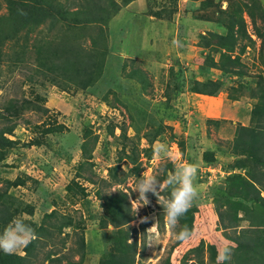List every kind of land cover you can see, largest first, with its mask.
I'll use <instances>...</instances> for the list:
<instances>
[{"label":"rangeland","instance_id":"1","mask_svg":"<svg viewBox=\"0 0 264 264\" xmlns=\"http://www.w3.org/2000/svg\"><path fill=\"white\" fill-rule=\"evenodd\" d=\"M261 1L264 6V0ZM244 2L249 0H134L110 20L115 22L108 38L111 53H119V56L123 57L120 59L124 61L120 69L121 79L99 84L100 79L88 87L96 91L92 93H85L75 83L67 84L68 76L58 77V81L47 80L44 74L48 75V70L37 68L39 59L36 54L16 53L22 45L21 41L18 43L14 39L5 41L2 48L5 54L3 53L0 61V114L5 113L7 117L5 106L15 102L24 105L32 101L31 103L40 110L36 109L37 107L28 110L12 122L16 127L8 137L17 141V144L7 159L0 163V193L5 195V198H8L6 193L10 194L12 198L10 202H6L4 197L0 198V216L6 210L14 211L18 205H31L35 210L33 216L24 213L16 219L33 221L36 225L33 224L31 228L35 232L37 226L42 223L44 214L50 213L54 207L58 208L60 213L71 215L76 221L83 215L86 217L87 227L85 230L87 255L84 264H95L93 261L98 259L97 253L103 251L101 232L97 229L103 208L96 192L102 190L103 193H112L117 189H124L130 192L133 210L137 215L131 226L141 229V233H138L139 245L142 238L148 245L146 251L148 259L143 257L137 264H162L168 257L171 246L176 242L177 235L174 228L165 221L164 210L168 196L160 194L157 198L153 195L152 189H157L160 193L167 184L153 183L145 193L149 203L143 206H138L141 202L134 201L138 197V192H134L133 189L142 173L146 176L154 175L158 181L169 165H172L175 172L182 165L191 163L198 166L194 180L198 197L192 204L197 206L195 222L204 229V235L207 236L210 229L213 230V225L205 222L201 214L209 212L211 217L216 214L214 205L209 203L212 197H208L207 192L210 187L226 185L223 179L227 176L221 177L217 171L220 162L224 170L231 162V157L225 155L228 150L226 141L233 138L240 125H249L255 100L247 96L233 100L227 91L220 92L215 99L210 98L190 92L188 82L177 93L172 94V89L178 79L182 78L181 74L177 76L180 71H183L186 77H190L195 73L200 74L202 65L216 66L210 57L218 60L220 54L213 53L211 47L203 48L200 44L205 41L201 40L202 36H210L207 40H211L213 38L211 32H225V29L215 22L220 20L222 15L219 5L224 9L230 6L236 9L237 4L243 5ZM206 5L209 7H205ZM7 9L4 0H0V15H5ZM222 17L225 20L226 17L223 15ZM244 17L255 44L251 45L244 40L243 43H248L249 46L242 54L243 65L237 66L247 71L246 80L257 79L259 74L264 75V36L261 38L257 36L247 13ZM42 26L47 28L45 24ZM257 26L264 35V22L259 18ZM104 28H108L107 25H104ZM54 32H57L56 29ZM37 38V34L32 33V41L35 42ZM56 52L58 51L55 49L54 53ZM136 53H141V58L135 57ZM112 59L110 58V61ZM52 60L55 65L56 61L59 63V58L55 56ZM89 60L98 61V58ZM73 65V62L67 63L69 68ZM69 68L64 70L71 72ZM77 69L78 66L75 67V70ZM139 72H143L147 80L146 90L141 85L143 79ZM213 73L214 79L221 77L219 70L215 69ZM199 78L201 79V76ZM254 81L250 80L252 85H255ZM64 85L70 88L66 89ZM167 93L173 97L171 105ZM38 96L44 101L38 100ZM213 107L217 109L210 113ZM130 112L149 118L165 119L164 135L160 136L152 147L155 149L162 144L167 148L160 146L158 153L154 151L151 158H146L144 154L149 143L144 131L140 133L134 131L133 125L130 124ZM46 119H57L58 123L65 126L64 130L58 134L48 135L47 142L43 145L28 146L30 140L35 137L41 138L42 134L33 132L32 125ZM2 121L0 118V122ZM114 126L115 132L111 133L110 127ZM120 127H126L123 134ZM84 141L86 152L81 149ZM124 144L125 152H122ZM136 144L141 161L139 170L134 169L137 165H132L128 157L119 159L126 156V153L131 154V148ZM199 146L201 150L214 151L218 164H205L202 159L203 153L197 150ZM84 153L90 155L88 162L92 165L91 170L87 169L84 175L92 177L93 182L77 177V166L85 160ZM117 163L121 164V170L127 171L128 179L122 185L109 186L108 170ZM73 179L87 187L88 199L77 200L68 190L67 186L73 183ZM16 180H25L26 183L9 186L8 182ZM160 213H164L162 226L158 225ZM142 223H148L147 238L144 237L146 233L141 236L144 232L143 226L146 225ZM62 242L65 243L64 246ZM75 246V230L68 228L61 235L57 237L54 235L48 240L44 255L45 251L54 249L57 250L56 257H70ZM186 251L187 248L180 245L173 253L181 252L184 255ZM12 253L24 255V247H18ZM74 258L78 260L79 256L74 255ZM202 259L207 263V251L204 252ZM190 261L197 264L199 260L196 255H192L187 264ZM45 262L44 264L50 263ZM65 263L64 260L63 264Z\"/></svg>","mask_w":264,"mask_h":264},{"label":"trees","instance_id":"2","mask_svg":"<svg viewBox=\"0 0 264 264\" xmlns=\"http://www.w3.org/2000/svg\"><path fill=\"white\" fill-rule=\"evenodd\" d=\"M4 0L7 5L5 15H0V61L3 56V45L5 41L16 40L21 41V47L16 53H31L37 55L39 59L37 68H45L48 70V75L44 74L47 80L52 79L58 81V77L68 76L66 83H75L82 90L91 91L88 87L97 83L103 76V68L105 58L108 53L107 33L104 25L108 26L109 21L117 15L122 8L129 5L134 0ZM261 0H249L243 5L237 4L236 9L228 7L226 9L219 5L221 14L225 16V20L221 15L220 20L215 21L217 25L223 27L225 32H211L212 39L202 36L200 43L203 48H213V53H219L218 60L210 57V60L216 66L202 65L200 74H192L186 77L183 71H180L181 79H178L176 86L172 89L177 93L188 82V90L193 93L203 94L208 96H217L220 92L227 91L233 100H240L241 97L247 96L255 100L252 109L251 123L248 126L240 125L234 138L227 142L233 143V152L241 156L235 162V167L242 171L229 174L224 180V186L210 187L207 196L212 197L209 203L214 205L215 212L218 216L216 229L222 232V235L232 243L231 259L225 261L224 264H264V177L259 165H263L264 155H259L257 151L264 150V75L259 74L257 79H247V71L244 68H238L243 65L242 54L246 52L248 43L255 44V39L249 34L247 21L244 14L247 13L251 19L253 27L256 29L258 37H263L257 26L258 18L264 22V6ZM213 4V2H212ZM220 4V3H219ZM76 7V9H74ZM205 7H209L206 5ZM158 13H156L157 15ZM43 24L47 25L42 26ZM56 29L57 32H54ZM45 31H49L45 33ZM32 33H36L38 38L32 41ZM244 40H247L248 43ZM246 41V42H247ZM7 43V42H6ZM55 49L58 51L56 53ZM5 54V53H4ZM52 55V56H51ZM61 58L59 63L55 65L52 57ZM98 58V61L89 60ZM100 58V59H99ZM20 59V58H19ZM42 59V60H41ZM65 59V60H64ZM82 59L83 61H80ZM87 61V62H86ZM215 61L217 63H215ZM18 62V60H16ZM68 62H73L72 68L67 67ZM86 62V63H85ZM85 63V64H84ZM81 67V65H83ZM14 65V64H13ZM238 65V66H237ZM78 69L75 70V67ZM96 67V68H95ZM56 68V70H54ZM69 68L71 72L65 71ZM217 69L221 73V77L214 79L213 72ZM141 75V85L143 89L148 88L147 80L143 72ZM74 76V77H72ZM201 76V79L199 78ZM71 78V80H70ZM229 80H231L229 82ZM249 80V81H248ZM250 80H255V85H252ZM74 81V82H73ZM230 84H229V83ZM64 88L69 89L67 85ZM170 97L171 94L167 93ZM38 100L44 101L42 97H37ZM173 97H170V105ZM32 102V101H31ZM29 104L19 105L15 102L11 105H6L5 113L0 114L3 119L0 122V163L5 161L17 144V141L10 139L8 134L14 132L16 124L12 122L20 118L28 110H32L38 106ZM169 103L167 99L166 104ZM40 110V109H39ZM47 109L45 113H47ZM137 112V111H135ZM135 112L129 113L130 124L133 125L134 131L140 133L144 131V135L149 143L148 149L145 150L144 156L151 158L154 154L153 143L160 136L164 135L165 119H154L140 116ZM6 120V121H5ZM33 132L42 133L41 138L35 137L29 141L28 146L43 145L47 142V137L50 134H58L62 132L65 126L58 123L57 119H49L38 124H33ZM121 132H125L126 127H120ZM111 133L115 132V126L110 127ZM36 136V135H35ZM175 138V137H174ZM85 142L81 144V149L86 152ZM182 144V143H180ZM123 145L122 152L124 151ZM138 145H133L131 154L126 153V156H121L119 159L128 157L130 163L137 165L135 170H139ZM199 153H203V161L205 164L216 165L218 160L215 158V152L211 150H201L198 147ZM84 161L77 166V177L84 178L88 182H93L92 177L84 175L87 169L91 170L92 165L89 163L90 155L83 154ZM127 159V158H126ZM89 161V162H88ZM88 164V166H86ZM261 170V171H260ZM169 171L173 172L172 165H169L159 177L158 181H165ZM127 171L121 170V164L117 163L111 166L108 170L110 179L107 185L114 184L122 185L128 179ZM262 175L260 176V174ZM73 183L68 185V190L78 200L88 199L89 193L87 187L83 183H79L73 179ZM25 180H16L8 182L9 186H19L25 184ZM161 184V183H158ZM172 186L167 185L160 194H166L170 197ZM152 194V193H151ZM97 197L101 200L103 213L99 220L98 230L101 232V241L103 251L97 253L98 259L95 264H137L141 258L148 259L146 253L148 245L142 238L139 245L138 233L141 229L131 226V222L137 219V215L133 210L131 203V194L124 189H117L112 193H103L102 190L96 192ZM10 202L11 195L0 193V198ZM209 199V198H208ZM193 204V203H192ZM18 205L14 211L6 210L0 216V235L3 234L16 217H21L24 213L33 216L34 208L31 205ZM77 210V209H76ZM197 206L192 205L187 213L181 217L174 232L187 227L191 236L195 228V212ZM243 211V217H239V212ZM79 221H76L71 215L60 213L58 208L46 212L42 218V223L35 230V239H33L27 247H24L23 254H7L0 251V264H44L48 261L49 264H84L87 255L86 243V224L83 215ZM24 224L32 226L33 221L20 219ZM158 225L162 226L164 222V213L159 214ZM247 220L248 227H240L241 222ZM33 222V223H31ZM144 231L141 236L147 238V224L142 223ZM36 225V224H35ZM111 226V228H110ZM75 230L76 246L72 248L73 255L70 257H56L57 250L51 249L45 251L48 240L56 235H61L66 229ZM57 233V234H56ZM137 233V235H136ZM135 234V236H134ZM133 240L131 241V239ZM187 240H176L174 245L169 250V255L162 264H172L171 256L174 250H178L180 245H183ZM64 242L62 245L64 246ZM62 246V247H63ZM61 247V248H62ZM219 245L202 238L194 247L187 249L181 259V264H187L190 256L196 255L198 260L203 262L204 252H208V261L206 264H218L217 254ZM58 252H60L58 250ZM43 254V255H42ZM74 255L79 256L78 260H74ZM197 264H200V262ZM92 264V263H91Z\"/></svg>","mask_w":264,"mask_h":264},{"label":"clouds","instance_id":"3","mask_svg":"<svg viewBox=\"0 0 264 264\" xmlns=\"http://www.w3.org/2000/svg\"><path fill=\"white\" fill-rule=\"evenodd\" d=\"M160 146L167 148L165 145L161 144L154 149L156 153L159 152ZM240 157L241 156H239V159ZM197 167V165L191 163L182 165L177 168L175 172L168 174L165 181H157L154 175L146 176L142 173L133 189L134 192H138V197L134 201L141 202L138 206L147 205L149 200L145 193L153 183H166L172 186L170 197L166 200L164 212L166 223L174 228L178 224L179 219L187 213L193 201L198 197V190L194 184L197 175ZM258 167L264 172V164ZM261 175L262 174H260V176ZM152 192L154 196L159 198V191L157 189H152ZM35 238L34 230L30 225L24 224L19 219H14L12 224L6 227L3 234L0 235V251L11 254L18 247H27ZM190 238L191 232L187 227L182 228L179 233H177V239L180 241ZM231 252L232 250L228 246L218 250V264H224L225 261H229L231 259ZM189 264H192V262L190 261Z\"/></svg>","mask_w":264,"mask_h":264},{"label":"crops","instance_id":"4","mask_svg":"<svg viewBox=\"0 0 264 264\" xmlns=\"http://www.w3.org/2000/svg\"><path fill=\"white\" fill-rule=\"evenodd\" d=\"M114 24H115V22L112 20L108 24V26H107L108 28H105L106 29V33H107V43H108V38H109L110 34L112 33V27L114 26ZM116 28L118 29V27H116ZM151 44H153V41H151ZM108 49H109L108 50V55H106L105 64H104V68H103V76H102V78L100 80L101 82L99 81V84H101V83H103L105 81L107 83H111V81H114V80H117L118 78H120V76H119L120 73H121L120 69L122 68L121 64L124 63V61H122L120 59V58H123V57L119 56V53H111L112 48L110 47V44L109 43H108ZM136 54L137 55L135 57L141 58V56H140V55H142L141 53H136ZM110 58H113V59L110 61ZM59 59H61V58H59ZM113 76H115V78ZM63 92H65V91H63ZM84 92L85 93H87V92L90 93L88 90H84ZM206 96L207 97H210V98H214L215 97V96H208V95H206ZM211 106H216V105H212L211 104ZM213 109L211 108V110L209 112L210 113H213L217 108L216 107H213ZM206 110H208V109H206ZM249 120H251V119H249ZM250 123H251V121H250ZM250 123H249V125H250ZM244 126H248V125H244ZM233 138H234V136H233ZM233 138H231L229 140H232ZM227 143H229V142H227ZM227 146H228V150L226 151V154L225 155L227 157H231L230 158L231 159V162L229 164V167L227 169H225V170L222 168L221 162H220V166L217 169V171L220 172V176L221 177H226V176H228L229 174H231L233 172H239V171H242L244 173V171H245L244 169L239 170L238 168H236L234 166L235 165V162L239 159V156L236 155L233 152V143H230ZM257 152H258L259 155H264V150L257 151ZM263 161H264V157H263ZM213 170H216V169H213ZM170 172L171 171H169V173ZM262 173H263L262 177H264L263 170H262ZM216 177H217V174H216ZM223 180H225V179H223ZM262 195L264 196V191H262ZM243 215H244V212L243 211H240L239 212V217H243ZM201 218L204 219L205 222L206 221L209 222L210 225L212 224L213 225V228H212L213 230L211 231V229H210V231L208 232V235L205 236L204 235L205 234L204 229L202 227H199L198 226V223L195 222L194 232H193L191 238L190 239H187V241L183 244V247H185V248L188 249V248H190L192 246H196V244L202 238L207 239L210 242H213V243H216L217 245H219V250L223 249V247H225V246H230V245L232 247H235V245H236L235 243H232L229 240H227L222 235V232L221 231H218L216 229L217 221H218L217 214H215L214 217H211V213L206 212L203 215L201 214ZM197 219H199V216L198 215H197ZM240 224H241L240 227H242V226L243 227L250 226L249 225V222L247 220H243ZM182 257H183V254L181 252L180 253L179 252H174L172 254V257H171L172 264H181Z\"/></svg>","mask_w":264,"mask_h":264}]
</instances>
